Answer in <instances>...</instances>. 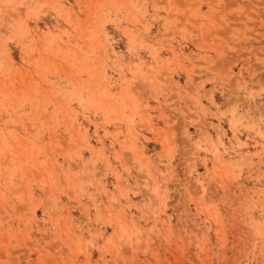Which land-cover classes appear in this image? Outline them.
Wrapping results in <instances>:
<instances>
[{
	"label": "rangeland",
	"instance_id": "rangeland-1",
	"mask_svg": "<svg viewBox=\"0 0 264 264\" xmlns=\"http://www.w3.org/2000/svg\"><path fill=\"white\" fill-rule=\"evenodd\" d=\"M0 264H264V0H0Z\"/></svg>",
	"mask_w": 264,
	"mask_h": 264
}]
</instances>
